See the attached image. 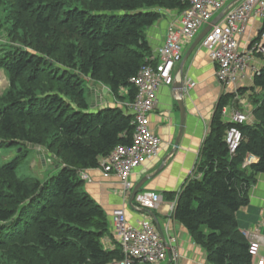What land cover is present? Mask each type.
Instances as JSON below:
<instances>
[{
	"label": "trees",
	"instance_id": "trees-1",
	"mask_svg": "<svg viewBox=\"0 0 264 264\" xmlns=\"http://www.w3.org/2000/svg\"><path fill=\"white\" fill-rule=\"evenodd\" d=\"M188 7V0H0V34L12 41L0 51L9 79L0 94V148L37 144L61 161L44 180L19 176L17 158L0 163V264H108L123 257L120 245L104 247L108 216L79 172L132 142L133 115L116 105L91 109L87 81L133 101L132 78L153 53L148 28L162 10ZM255 88L264 91V67ZM233 98L228 92L217 103L200 176L174 196V218L210 264H254L236 212L264 172V94L252 99L253 123L223 121ZM233 125L243 138L231 154L225 135ZM249 154L258 161L245 165Z\"/></svg>",
	"mask_w": 264,
	"mask_h": 264
},
{
	"label": "crops",
	"instance_id": "crops-1",
	"mask_svg": "<svg viewBox=\"0 0 264 264\" xmlns=\"http://www.w3.org/2000/svg\"><path fill=\"white\" fill-rule=\"evenodd\" d=\"M234 1L236 0H230V3ZM162 12V18L147 30V39L153 52L163 44L170 26H181L182 12L178 10H162ZM222 12L216 13L213 20L218 18ZM208 25H205L200 33ZM262 28L263 21L260 18L252 17L248 21L245 32L237 36L242 52L249 51ZM193 42L194 40L183 42V57ZM180 63L177 64L175 74ZM263 67L264 58L261 55L252 56L249 67L243 72L239 81L230 88H224L217 78L216 64L199 44L184 66L185 83L194 84L185 90L187 113L183 133L178 148L164 165L163 160L174 147L181 119L180 110L174 98L173 85H164L160 88L157 105L150 113L149 120L150 128L163 141V151L159 157L150 159L135 169L130 177L134 186L149 177L140 191L153 190L163 195L164 201L160 208L152 210L154 216L143 212L142 207L135 200L133 201L134 206L130 205L131 195L128 197L124 194L123 184L118 176L106 177L100 167L80 170L83 188L103 207L108 216L110 230L102 238L106 249L114 250L120 245V239L114 228L113 212L117 208H124L130 224L136 225L141 219L150 218L162 239L169 246L167 258L159 264H210L206 250L197 244L183 225L174 218L172 211V204L176 201L174 196L191 179L200 176L198 165L202 159L203 143L209 132L217 103L223 94L228 92L234 94V98L224 109L222 116L224 122H231L235 111L246 113L248 122H254L252 99L261 98L264 94V91L260 89H253L254 77L256 72ZM92 84L96 85L95 89ZM92 84L89 83L92 93V102L90 101L89 104H92L90 107L95 111L107 105L123 107L129 102L125 100V103H115L109 88L106 94L97 83ZM51 158L54 160V157H48V160ZM257 161L258 158L252 154L246 158L249 164ZM59 167L60 165L55 163L53 172L55 173ZM249 197V204L236 212L238 227L244 234L250 231L264 236V172L257 174L256 182L249 191ZM171 237L176 239L175 243H171ZM175 252L178 254L177 259L174 258Z\"/></svg>",
	"mask_w": 264,
	"mask_h": 264
},
{
	"label": "built area",
	"instance_id": "built-area-1",
	"mask_svg": "<svg viewBox=\"0 0 264 264\" xmlns=\"http://www.w3.org/2000/svg\"><path fill=\"white\" fill-rule=\"evenodd\" d=\"M188 1L189 7L182 11L181 26L168 28L163 44L146 59L147 63L132 78L137 94L133 101L123 106L133 115L135 130L132 142L118 145L100 161L103 174L106 177L118 176L128 197L134 187L130 179L133 171L148 160L159 157L163 151L162 139L150 128L149 115L157 105L160 88L174 84L175 69L184 55L183 42L195 40L201 29L211 24L216 13L229 8L200 42L217 66L216 75L220 83L224 88L232 87L249 67L252 56L261 55L264 58V0H241L234 5L230 0ZM252 17L260 18L263 28L249 51L242 52L237 36L245 32ZM193 84L185 83L184 91ZM247 121L248 115L242 111H235L232 115L233 123ZM242 138L237 126L227 130L225 140L231 154L235 153ZM134 200L140 207L153 210L160 208L164 198L161 193L145 190L139 191ZM175 205L176 201L172 204L173 212ZM113 223L123 257L108 264H159L167 258L169 246L150 218H143L136 225L130 224L125 209L117 208L113 212ZM244 235L249 240L254 264H264V236L250 231ZM175 242L176 239L171 237V243ZM174 258H178L177 252Z\"/></svg>",
	"mask_w": 264,
	"mask_h": 264
},
{
	"label": "rangeland",
	"instance_id": "rangeland-1",
	"mask_svg": "<svg viewBox=\"0 0 264 264\" xmlns=\"http://www.w3.org/2000/svg\"><path fill=\"white\" fill-rule=\"evenodd\" d=\"M12 41L7 37L6 32H4L2 35L0 34V51L1 49L7 47L9 43ZM87 90H86V97L87 100L90 102L92 99V93L89 89V83H94L93 81H87ZM98 85H103L104 88H109L108 86L102 83H97ZM94 86V84H92ZM9 87V79L8 74L6 70L0 69V94H4L6 90ZM96 87V85H95ZM109 91H111L109 89ZM121 95L127 94V91L122 89L120 91ZM107 94V93H106ZM111 97L113 99V102L115 103H125V100L121 98V96L116 95L114 93H110ZM92 102V101H91ZM92 104H90L91 106ZM25 145L17 146H9V147H3L0 148V163H7L14 159H19V164L17 168V173L21 177H28V176H37L40 179L44 180L46 176L51 174L53 172L54 164L57 162L58 165L61 164V161H57V159L54 158V160L51 158L48 160V152L45 149V159H46V166H43L41 155L38 154V151H40V147H30L26 143ZM47 156V157H46ZM48 165V166H47ZM48 169V170H47Z\"/></svg>",
	"mask_w": 264,
	"mask_h": 264
},
{
	"label": "water",
	"instance_id": "water-1",
	"mask_svg": "<svg viewBox=\"0 0 264 264\" xmlns=\"http://www.w3.org/2000/svg\"><path fill=\"white\" fill-rule=\"evenodd\" d=\"M241 0H236L234 2L231 3V5H234L236 3H238ZM229 8H227L225 11H223L220 16L218 18H216L215 20H213L211 22V24H209L194 40V42L192 43L191 47L189 48V50L186 52L185 56L183 57V59L181 60V63L176 71L175 74V80H174V84H173V93H174V98L178 104L179 110H180V127H179V131H178V135L174 144V147L172 149V151L165 157V159L163 160V165L165 164V162L170 158V156L176 151V149L179 146V142L183 133V127H184V122H185V116L187 113V108H186V103H185V91H184V84H185V76H184V66L189 58V56L191 55V53L194 51V49L200 44V42L202 41V39L205 37V35L211 30L212 26L217 24L219 22V20L226 14L227 10ZM98 87L100 89H103L105 93L108 92L107 88H104L103 85H98ZM96 87L94 86V89ZM28 146L30 147H40V151H38V154L41 155V160L42 163L44 165V167L46 166V159H45V148L43 146L37 145V144H31V143H26ZM162 165V166H163ZM162 168V167H161ZM149 179V177L144 178L142 181H140L138 184H136L133 187L132 193H131V197L129 200L130 205L134 206L133 201L135 199L136 194L141 190L143 184ZM142 211L149 213L150 215L154 216V213L151 209L148 208H143L142 207ZM8 224V223H7Z\"/></svg>",
	"mask_w": 264,
	"mask_h": 264
}]
</instances>
